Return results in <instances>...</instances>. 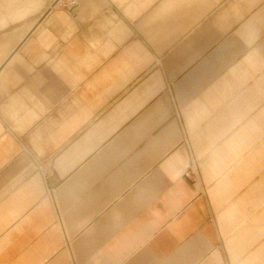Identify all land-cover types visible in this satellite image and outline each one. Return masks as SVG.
<instances>
[{
    "label": "crops",
    "instance_id": "0c3cea01",
    "mask_svg": "<svg viewBox=\"0 0 264 264\" xmlns=\"http://www.w3.org/2000/svg\"><path fill=\"white\" fill-rule=\"evenodd\" d=\"M0 0V264H264V0Z\"/></svg>",
    "mask_w": 264,
    "mask_h": 264
},
{
    "label": "built area",
    "instance_id": "2783aa9c",
    "mask_svg": "<svg viewBox=\"0 0 264 264\" xmlns=\"http://www.w3.org/2000/svg\"><path fill=\"white\" fill-rule=\"evenodd\" d=\"M70 3H71L72 5H75V4H76V1H75V0H70Z\"/></svg>",
    "mask_w": 264,
    "mask_h": 264
}]
</instances>
